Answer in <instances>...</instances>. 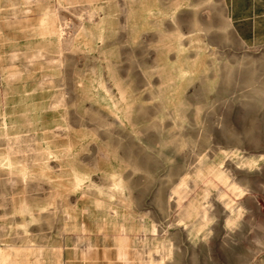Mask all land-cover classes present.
I'll list each match as a JSON object with an SVG mask.
<instances>
[{
    "label": "rangeland",
    "instance_id": "374dc122",
    "mask_svg": "<svg viewBox=\"0 0 264 264\" xmlns=\"http://www.w3.org/2000/svg\"><path fill=\"white\" fill-rule=\"evenodd\" d=\"M0 264H264V5L0 0Z\"/></svg>",
    "mask_w": 264,
    "mask_h": 264
},
{
    "label": "crops",
    "instance_id": "0c3cea01",
    "mask_svg": "<svg viewBox=\"0 0 264 264\" xmlns=\"http://www.w3.org/2000/svg\"><path fill=\"white\" fill-rule=\"evenodd\" d=\"M231 1H236V0H231ZM238 1H246V0H238ZM247 1H251V0H247ZM253 1V6H255L256 4L258 6H263L264 5V0H252ZM244 4H242L243 6ZM233 7V5H232ZM253 23L255 24V21H253Z\"/></svg>",
    "mask_w": 264,
    "mask_h": 264
}]
</instances>
